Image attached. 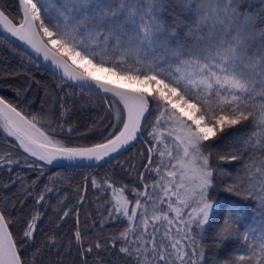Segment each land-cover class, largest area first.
<instances>
[{
  "label": "snow or ice",
  "instance_id": "obj_1",
  "mask_svg": "<svg viewBox=\"0 0 264 264\" xmlns=\"http://www.w3.org/2000/svg\"><path fill=\"white\" fill-rule=\"evenodd\" d=\"M258 2L259 7L249 0H16L11 14L0 0V42L12 47L8 37H14L50 62L61 80L73 82L71 87L111 101V121L100 131L103 141L70 145L56 139L51 123L0 96V129L6 134L0 170L37 172L31 184L19 172L10 184L31 196L45 165L112 157L141 136L145 125L151 139L144 167L155 173L151 191L146 183L144 191L130 190L134 203L125 195L127 186L117 189L104 181L113 195L101 230L109 221L125 226L103 239L87 236L76 210L71 236H60L55 223L37 245L42 213L35 205L45 201L39 193L19 240L23 252L34 249L30 258L10 230L11 213L0 208V264H65L73 250L72 264H207L203 240L215 206L208 197L212 153L205 150L250 118L253 130L235 136L216 158L243 161L227 191L254 201L256 217L246 221V210L228 208L216 239L241 242L224 264H264V0ZM96 70L136 84L137 90L109 84ZM59 106L63 118L68 110L63 98ZM59 127L66 135L79 131ZM139 178L143 182L144 174ZM91 183L103 187L95 178Z\"/></svg>",
  "mask_w": 264,
  "mask_h": 264
},
{
  "label": "trees",
  "instance_id": "obj_2",
  "mask_svg": "<svg viewBox=\"0 0 264 264\" xmlns=\"http://www.w3.org/2000/svg\"><path fill=\"white\" fill-rule=\"evenodd\" d=\"M249 2L253 7H259L258 0H249ZM6 3L8 11L15 14L16 1L6 0ZM4 73H12V75H3ZM17 92L20 93L19 96ZM0 96H4L26 113L37 115L42 122L51 123L55 128L56 139L70 145H91L102 142L103 137L100 135V131L105 129L111 121L107 110V106L111 102L110 99L102 100L100 96L90 95L81 92L77 87H71L41 68L14 46L10 47L3 42H0ZM61 98L68 108L63 118L60 117ZM61 124L64 130L72 127L79 131L66 135L65 131L59 127ZM150 130V127L145 125L142 129L143 134L133 146L103 166L93 169L44 166V175L37 181L34 186L36 191L31 196H27L19 184L11 185L9 178H15L16 173L19 172L26 178L28 184H31V181L36 179L37 172L25 167L15 168L12 172L7 169L0 170V208L6 213H11L9 217L10 230L17 239L18 247H21L22 252L26 247L19 244L22 236V221L34 214L33 205L41 192L45 193V201L35 205V209L42 213L37 221L38 228L35 233L37 245L46 238V233H51L55 223L61 225L58 230L60 236L65 240L71 236L77 227L76 210H79V226L81 229H86L89 238L100 237L103 239L118 234L125 225L117 221L105 223L102 230L100 227L101 220L107 215L106 208L109 205L106 201H110L113 195L111 189L105 191L107 185L104 184V181L112 183L117 189L127 186L129 191H126L125 195L133 203L135 195L130 191L131 189L137 188L139 191H144L146 183L149 185L148 191H151L155 173L151 171V168L145 169L144 167L148 164L147 149L150 146L148 143L151 139L148 136ZM252 130L250 118L249 121L236 126L235 129L227 130L212 147L205 150L206 154L212 153L210 164L214 170V180L208 197L215 206L214 213L210 217L211 228L206 226L203 240L207 264H224L225 261L232 258L234 250L241 243L235 238L223 242L216 239L217 225L223 212H226L228 208L244 209L246 210V221L256 217V214L253 213L254 201L236 195L235 192L227 191V186L232 184L233 179L241 173L243 161H219L216 158L218 151H227V146L235 136L243 138ZM4 135L6 134L0 129V147L5 146L2 139ZM8 141L12 140L8 138ZM153 159L154 161L159 159L155 151ZM151 167H155V163ZM140 173L144 174L143 182L139 178ZM93 178L103 187L94 188L91 183ZM45 186L51 191H47ZM81 195L85 197L83 202L79 199ZM21 198H23L22 206L19 203ZM65 210H71L70 215L60 221L59 217ZM94 224L95 226H93ZM241 231H243V226ZM85 242L87 243V239ZM33 251L34 249L28 248L23 254L30 258ZM75 257L76 253L73 250L71 257H65V264H72Z\"/></svg>",
  "mask_w": 264,
  "mask_h": 264
},
{
  "label": "water",
  "instance_id": "obj_3",
  "mask_svg": "<svg viewBox=\"0 0 264 264\" xmlns=\"http://www.w3.org/2000/svg\"><path fill=\"white\" fill-rule=\"evenodd\" d=\"M16 1V0H15ZM3 34L2 29H0V35ZM9 40L12 41V45L17 48L18 50H20L21 52H23L26 56H28L29 58H31L34 62H36L41 68H43L44 70L48 71L50 74L54 75L55 77H57L59 80H61L60 78V73L58 70H54L52 67L49 66L50 62H45L43 60L42 55H37L35 52H33L27 45L23 44L20 41H17L14 37L9 36L8 37ZM102 80V79H101ZM62 82H65L67 84H72L73 82L67 81V80H61ZM105 81V80H103ZM109 84H115L121 87H125V88H129L130 90H136L134 88H130L118 83H112L109 81H105ZM140 136H138V138L132 142H130L128 145H126L124 148H122L118 153H114L112 154V157H106L104 160L101 161H88V160H83V161H75V162H69V161H64V160H60V161H56L51 165H45L47 167H51V168H78V169H93L96 167H100L103 166L113 160H115L116 158H118L119 156H121L125 151H127L131 146H133L136 141L139 139ZM11 140H13L14 138L9 137ZM22 151V150H21ZM43 165V162H40Z\"/></svg>",
  "mask_w": 264,
  "mask_h": 264
},
{
  "label": "rangeland",
  "instance_id": "obj_4",
  "mask_svg": "<svg viewBox=\"0 0 264 264\" xmlns=\"http://www.w3.org/2000/svg\"><path fill=\"white\" fill-rule=\"evenodd\" d=\"M91 70V69H89ZM94 75H96L99 79L105 80V81H109L112 83H118L130 88H134L137 90V85L136 84H128L127 82L123 81V80H118L117 77L113 76V75H109L106 72H101V71H94Z\"/></svg>",
  "mask_w": 264,
  "mask_h": 264
}]
</instances>
